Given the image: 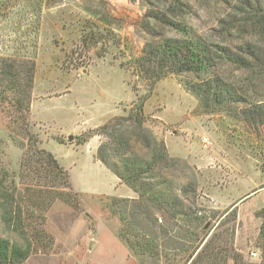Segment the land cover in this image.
Masks as SVG:
<instances>
[{"label":"rangeland","instance_id":"1","mask_svg":"<svg viewBox=\"0 0 264 264\" xmlns=\"http://www.w3.org/2000/svg\"><path fill=\"white\" fill-rule=\"evenodd\" d=\"M3 3L0 88L7 67L25 90L32 74L28 128L66 172L36 173L37 154L29 158L34 171L24 169L26 130L0 103V181L13 195L25 186L51 191L43 209L17 198L33 228L31 252L20 264H188L194 254L184 262L182 248L196 245L207 229L204 242L221 219L220 229L233 232L232 247L257 263L264 0ZM186 37L216 51L207 68L179 71L166 58L160 66L152 51ZM220 48L237 62L224 60ZM121 159L147 167L135 180L150 188L143 197L125 183ZM52 191L62 198L50 202ZM158 193L164 205L146 199ZM170 198L174 212L188 214L186 224L165 205ZM231 206L235 218L225 220ZM2 220L0 210V235L22 243ZM150 229L157 251L140 247Z\"/></svg>","mask_w":264,"mask_h":264},{"label":"trees","instance_id":"2","mask_svg":"<svg viewBox=\"0 0 264 264\" xmlns=\"http://www.w3.org/2000/svg\"><path fill=\"white\" fill-rule=\"evenodd\" d=\"M1 5H6L3 3V0H0V6ZM256 10L257 9H255V11ZM263 10L264 9H262L263 13L262 15H260L259 21H264ZM262 28H264V23L262 24ZM180 30L183 29L181 28ZM220 50L224 52V60L237 62L238 59L227 54L225 48H220ZM152 53L154 55H157V58L162 61L160 63V66L162 67L166 62L170 61L176 67V70L179 71H181L182 69L204 71L209 65V62L213 60L212 57L214 56L216 51L212 50V48H210L208 44H204V42L196 44V42H194L192 39L186 37V39L182 40L176 39L165 41L159 44V47L155 48ZM164 58H166L165 63L163 60ZM4 75L6 77V83L3 81L4 85L0 88V103H6L8 105L7 108L11 109L10 112H12L13 115H9V119L11 118L13 123L15 122V120H17L16 122L22 121L21 123H23V126H21V128L26 130L25 134L28 142L26 151L28 152L24 151L25 153H23L22 157V165L24 166V169H29L30 171H34L36 169V173L43 175L52 174L54 175V177H61V175L66 177V172H64V170L58 165L56 159L51 155V153L36 146V137H34L30 133V130L28 128L27 120L30 112L29 93L31 91V84L33 80L32 74H29L27 83H25L26 90L21 85H19L17 81L15 82V76H12V74H10L9 67L5 68ZM3 79L4 78H2L1 81ZM139 108L141 110V107ZM14 116H16L17 118L14 119ZM33 154H37V158L35 159V161L39 159V164L41 167L40 169H37V167H35L33 170L31 167L33 165H31L29 158ZM101 160L107 167H110L112 172L121 177L118 171H116L113 167L109 166L106 161H104L103 157H101ZM120 168L124 170V173L127 174L126 178L128 180H126L125 183L128 184L131 189L139 195V197H143L145 189L147 188L149 191L150 188L145 187L144 189L143 187V191V189H141L142 187L139 186L138 183L136 184L135 181L138 179L137 177L140 176L141 172L137 169L142 167L137 162H134L133 159H121ZM146 169L147 167L142 168V172L146 171ZM13 189L15 190V188ZM23 189V193L20 194V191H15L16 195H13L12 191L8 190L7 187L5 188L3 182L0 181V210L3 219L2 221L23 240V242L19 244L16 242H11L8 238L2 237L0 235V264H20L29 256L31 252V243L28 239L31 235L30 228L33 229L32 224L30 223L31 221H29V218L31 216L26 218L22 215L24 209L18 202L17 198L21 200L24 197L25 199H28L30 201V205H34L39 209H43L46 205L45 203L47 202V200H44L45 196L47 193L51 192L48 191L49 189L47 190L40 187L31 189V187L25 186ZM27 190L32 191L28 192L27 194L24 193L27 192ZM52 192H54V194L50 195V202L57 197L62 198L61 195L63 193L61 191ZM158 198L159 193L152 194L151 196L148 195L146 197V199L152 202L156 201L155 203H162V205H164L162 200L163 197L160 198V200ZM172 200L173 198H170V200H168L165 205L169 208L174 217L178 218V220H182L183 223H185L188 214L183 211L174 212L176 204L175 200H173V202ZM234 207L235 206H231L222 212L221 215L225 216V220L226 218L227 220H233L235 218L236 211L234 210ZM29 212L33 213L32 210H30ZM256 216L262 217L255 241V247L259 250V261L257 263L245 260L241 253H239V251L235 250L232 247L233 242L231 234H233V232L232 230H229V227L220 229V226L222 225L221 223L223 222L221 221L222 219L218 222L217 226L208 235L204 242L203 239L205 238L204 236H206L207 229L205 231H202L204 235H202V237L198 239L196 245L186 246L185 248H182L184 254L187 253L183 256L185 257L183 261L185 262L194 254L188 264H264V206L259 209V211L256 213ZM122 219L125 220L124 218ZM154 232L155 231L153 229L149 230L150 234L148 235L147 240H144V244H140V247L146 248L147 250H151L154 247L157 251L158 245L156 239H158V237L155 238L153 236ZM125 241L127 242L128 246L132 247V243L129 239H125ZM201 242H203L202 245Z\"/></svg>","mask_w":264,"mask_h":264},{"label":"built area","instance_id":"3","mask_svg":"<svg viewBox=\"0 0 264 264\" xmlns=\"http://www.w3.org/2000/svg\"><path fill=\"white\" fill-rule=\"evenodd\" d=\"M253 254H255V252H253Z\"/></svg>","mask_w":264,"mask_h":264}]
</instances>
